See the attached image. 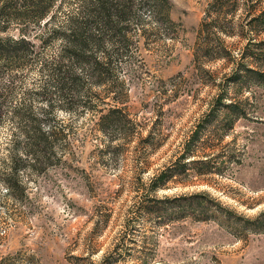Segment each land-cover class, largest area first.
<instances>
[{
	"label": "rangeland",
	"instance_id": "374dc122",
	"mask_svg": "<svg viewBox=\"0 0 264 264\" xmlns=\"http://www.w3.org/2000/svg\"><path fill=\"white\" fill-rule=\"evenodd\" d=\"M39 1L46 5L0 0V37H16L25 25L39 49L34 19L13 13ZM166 2L168 30L144 6L138 10L124 66L128 119L119 130L102 127L103 111L78 106L52 105V116L41 119L36 90L47 82L37 60L0 73L1 88L12 90L0 122V264H264V84L243 71L264 70V29L249 20L264 0ZM76 3L56 1L50 26ZM58 47L46 44L40 57ZM103 101V110L116 104ZM14 109L23 118H12ZM234 113L222 131L223 117ZM30 116L54 131L46 137L50 164L41 169L28 165L32 156L22 149ZM195 124L198 142L207 139L198 155H209L197 167L207 171L186 170L151 190ZM150 133L153 145L144 146ZM9 139L19 142L15 154Z\"/></svg>",
	"mask_w": 264,
	"mask_h": 264
},
{
	"label": "trees",
	"instance_id": "16d2710c",
	"mask_svg": "<svg viewBox=\"0 0 264 264\" xmlns=\"http://www.w3.org/2000/svg\"><path fill=\"white\" fill-rule=\"evenodd\" d=\"M26 1L24 0L23 3ZM29 1L32 2V0ZM56 1L66 0H43L41 2L46 5H42L39 1L37 4L25 5L21 10L13 12L19 20L34 19L33 22L39 32L33 35L41 49L51 42L59 43V47L52 52L50 59L40 57L41 49H36V45L26 30L27 26L23 25L16 37H0V73L14 75L13 73L30 67L31 61L37 60L38 70L44 73L46 82L51 88L49 90L46 84L39 86L36 90V93H39L44 99L41 119L43 117L46 121L48 117L52 116V105L63 110L78 106L84 110L90 109V112L93 113L97 110L103 111L100 115L102 127L113 126V130H116L114 126H118L119 130V125L127 123L128 119L125 112L128 85L124 66L130 61L132 55L129 35L133 33L136 25H141L138 10L144 6L150 12L151 17L156 22L163 23L165 30H168L171 25L165 11L166 8L164 9L167 2L166 0H136L134 4L133 0H76V6L64 14L63 20L57 25L53 22L54 24L50 26L54 20L51 7ZM249 20L255 21L256 24L260 23V27L264 29V9ZM262 70L246 66L243 68L245 73L255 75L258 79L255 81L263 85L264 70ZM11 92L9 86L2 88L0 86V122L6 113L4 107L6 98ZM221 95L217 94L215 99L220 101ZM52 96L55 97L54 100L51 99ZM105 97L121 105L112 104L103 110L106 103L102 102V99ZM223 105L231 107L232 103ZM25 112L27 111L25 110ZM11 116L15 120L23 118L18 109L12 110ZM236 116L237 114L234 113L223 117L224 128L222 131L231 125ZM40 118L30 116L27 119V122L32 125L30 134L23 131V136L29 137V140L24 143L22 149L32 156L28 165L34 166L35 169L45 168L50 164L44 160L45 153L49 148L46 137L54 138L53 130L49 128L44 130L38 127ZM197 127L198 124H195L194 130L182 143L177 158L154 176L149 185L151 190L165 187L169 179L188 170L197 174L207 171V168L197 167V165L209 162L208 154L198 155L203 153L207 139L198 142ZM122 132L124 135H129L126 127L122 128ZM151 133L146 138L144 137V146L146 141L152 140ZM150 141L146 145L152 146ZM10 142L14 145L10 153L15 154L19 142L14 139H11ZM24 161L26 162V160ZM24 161L16 162L14 165L17 166L21 163L20 165L23 166L25 165ZM4 182L7 188L11 189L12 184L8 178H4ZM192 196L194 195L175 198L187 200Z\"/></svg>",
	"mask_w": 264,
	"mask_h": 264
}]
</instances>
